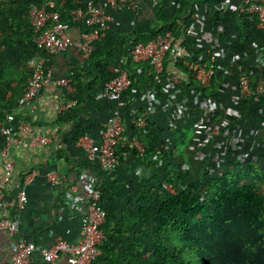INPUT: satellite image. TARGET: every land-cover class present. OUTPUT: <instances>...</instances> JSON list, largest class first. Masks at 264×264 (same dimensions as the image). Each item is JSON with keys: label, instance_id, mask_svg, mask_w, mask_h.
<instances>
[{"label": "trees", "instance_id": "16d2710c", "mask_svg": "<svg viewBox=\"0 0 264 264\" xmlns=\"http://www.w3.org/2000/svg\"><path fill=\"white\" fill-rule=\"evenodd\" d=\"M44 1L48 0H0V123L15 108L30 82L35 67L32 60L41 56L47 63L53 56L35 46L36 33L28 15L31 4ZM53 1L61 18L70 22V12L85 0ZM239 1L177 0L169 17L158 13L159 26L154 23L121 31L117 36L106 31L85 59L84 67L70 70L71 84L77 91L68 99L76 103L59 114L58 120L75 123L73 144L84 134L92 135L81 124L88 115L87 100L96 101L93 87L99 91L124 68L131 84L124 93L127 105L123 119L127 132L136 136L144 149L140 154L129 145L122 153L117 147L119 165L114 173H126L125 159L132 158L138 163L140 174H135L139 178L129 175L124 176V181L108 180L102 184L100 206L106 211L102 225L105 240L100 256L91 264H264V162L251 161L234 171L189 178L175 165V148L164 130H158L149 119L144 126L131 123L130 100L145 95L147 89L161 95L170 72L184 77L185 93L205 101L217 100L224 82L216 70L210 86L203 87L178 60H165L163 71L155 73L148 62L131 60L132 45L145 43L165 30L178 36L182 25L193 22L194 14L205 8L206 27L213 30L222 24V40L227 39L225 34L230 26L237 31L234 42L240 50L244 44L255 42L264 51L255 38L261 31L237 12ZM231 2L232 10L225 13V4ZM261 39L264 40V34ZM194 43L188 37L180 53L193 50L195 55L203 54L202 49L194 51ZM172 52L171 49L167 57ZM121 58L125 61L119 65V71L114 67ZM240 58L241 70L249 73L245 57ZM236 72L239 75L240 71ZM260 80H264V75L255 79ZM242 102L245 106L256 102L263 105L264 98L256 100L251 96ZM105 103L110 113L112 103ZM141 113L136 110L135 116Z\"/></svg>", "mask_w": 264, "mask_h": 264}, {"label": "built area", "instance_id": "2783aa9c", "mask_svg": "<svg viewBox=\"0 0 264 264\" xmlns=\"http://www.w3.org/2000/svg\"><path fill=\"white\" fill-rule=\"evenodd\" d=\"M145 1L147 0H85L70 12V22L84 26L76 39H73L69 32L72 24L61 18L60 13L54 9L53 0L40 4L33 3L28 10L30 23L36 33L33 42L37 48L51 55L75 48L81 57L88 58L94 50L95 43L104 36L114 20L113 14L129 8L135 9L139 2ZM237 12L254 22L256 27L264 28V0H241L237 6ZM195 30V22L183 24L178 36L165 30L145 43L139 42L132 45L129 56L134 62H148L152 70L158 74L163 71L165 60L181 61L203 87H209L217 70V51L219 50L214 49L216 42L212 44V49L207 48L201 55H195L193 50L184 54L180 53L184 45L183 41L191 37ZM171 49L173 52L167 57ZM201 49L194 47V51ZM32 63L35 64L32 78L17 100L18 106L31 105L35 99L40 97L43 86L52 77V69L46 66L43 57L34 58ZM242 65L239 64L237 70L240 71L238 75L239 97L243 100L253 96L259 100L264 96V80L252 81L249 73L241 70ZM70 75L71 73L57 79V83L68 92L72 87ZM130 84L128 72L121 70L102 85L99 90L100 98L112 103L113 106L109 120L99 129L97 141L94 135L84 134L75 142V146L84 152L85 158L89 162L97 163L106 173L112 172L119 165L117 147L120 145H130L140 154L144 151L136 136L130 134L127 136V123L123 119V110L127 105L124 93ZM75 103L74 99L67 100L55 105L54 111L56 114H61ZM135 112L136 110L131 109V123L136 126L146 125L147 117L143 113L135 116ZM14 121V114L7 113L0 123V135L3 140L0 150L3 158L0 173V212L4 205V192L11 181L14 170L11 151L18 147H30L36 143L47 144L49 142V138L41 133L40 128H36L33 139H21L13 126ZM47 177L53 184H62L65 180L64 177L57 176L54 171L48 172ZM70 189L73 191L75 186H71ZM101 193L102 185L98 184L91 186L89 192L84 195L85 202L80 213L82 226L76 242L69 243L57 237L51 247H39L31 241L19 239L16 252L9 264H31L33 254L36 252L40 253L44 261L48 263H54L60 258H64L67 264H91L95 261L101 254L100 247L105 240L102 225L105 222L106 211L100 206ZM17 198L19 207H23L27 201L24 189L19 191ZM75 202L77 203L73 195L68 197L69 206H74ZM0 229H5L11 234L16 230V224L8 218L0 217Z\"/></svg>", "mask_w": 264, "mask_h": 264}, {"label": "crops", "instance_id": "0c3cea01", "mask_svg": "<svg viewBox=\"0 0 264 264\" xmlns=\"http://www.w3.org/2000/svg\"><path fill=\"white\" fill-rule=\"evenodd\" d=\"M159 5L160 7H158ZM164 5L165 2L160 0H157V5L154 0L139 2L135 9L129 8L123 12L113 14L114 20L110 23L107 31L117 36L121 31L146 28L154 23L159 26L160 22L157 15L162 12L161 8ZM229 5L233 7L234 3L231 2ZM165 11L169 12L167 8H165ZM194 17H192L193 20ZM221 26L222 24L217 27V30H211L196 25V30L191 36V39L196 43V45L193 44V47L202 48L204 52L207 48L212 49V44L216 42L217 45L214 49H222L221 32L223 26L222 28ZM256 28L261 31L259 35L262 36L264 28ZM83 29L81 24H72L69 30L71 37L76 39ZM226 34L225 38H228ZM261 46L264 47V40ZM259 48L260 45L257 46L260 53L255 57L257 61L261 62L264 60V51L263 48ZM217 52V61L221 66L224 61L223 58L228 56L224 55L222 50ZM85 59L81 57L75 48H69L51 56L46 66L51 67L52 77L43 86L40 97L28 106H18L16 103L15 108L10 112L14 114L13 126L21 139H33L36 128H40L41 133L49 138V142L47 144L36 143L30 147H18L11 151L14 170L11 181L4 192V205L0 217L14 221L16 230L10 234L7 230L0 229V264L11 262L19 239L31 241L39 247H51L57 237H61L69 243L76 242L79 239L82 226L80 213L85 202L83 197L89 192L91 186L102 185L108 180L112 183L115 180L124 181V176L129 175L139 178L137 176L139 174L135 175L133 171L139 165L132 158L130 160L125 159L131 170L129 171L126 167L124 170L126 173L119 174L114 173V171L110 173L103 172L97 163L89 162L85 158L84 152L72 142V127L75 123L68 120L59 122L60 120H58L59 114L55 113L54 106L70 100L68 99L69 95L76 93L77 90L72 84L71 91H66L64 87L57 83V79L69 75L71 69L76 70L84 67ZM124 61L125 59L121 58L114 68L118 69ZM245 64L247 65L246 57ZM248 67L250 68V66ZM121 70L126 69L122 68ZM178 75L180 76V74ZM180 78L183 79L184 77L181 76ZM164 92L165 89L162 91L161 97ZM93 96L96 101L87 100L88 115L84 118L81 126L88 128L97 141L98 131L108 122L110 113L107 110L108 105L100 98L96 87H93ZM139 97L130 100V104H134V107L137 106ZM156 127L158 130L161 129L158 126ZM2 146L3 140L0 135V150ZM126 148L127 145H120L119 151L123 153ZM128 158H130L129 155ZM2 164L3 158L0 154V173L2 172ZM50 171H54L59 177H64V182L53 184L49 181L47 173ZM71 186H75L73 191L70 189ZM21 189L25 190L27 197L23 207H19L17 198ZM72 195L76 198L77 203L75 202L74 206H69L67 199ZM31 264L67 263L64 258H60L54 263L45 262L42 255L36 252L33 254Z\"/></svg>", "mask_w": 264, "mask_h": 264}, {"label": "rangeland", "instance_id": "374dc122", "mask_svg": "<svg viewBox=\"0 0 264 264\" xmlns=\"http://www.w3.org/2000/svg\"><path fill=\"white\" fill-rule=\"evenodd\" d=\"M160 1L165 2L161 8L163 15L170 16L177 0ZM154 2L157 5V0ZM225 5V13L232 10L229 4ZM206 11L202 8L194 14L193 22L197 26L207 28ZM226 35L228 38L221 39L223 48L219 51L228 57L223 58L221 66L217 61V72L224 81L217 100L205 101L190 92L185 93L184 80L171 73L162 97L147 89L145 95L138 98V105L131 106L132 110H141L147 119L167 133L170 145L175 148V165L189 178L234 171L251 161L257 164L264 161V104L244 105L239 97L240 83L236 74L242 64L240 57H246L250 66L248 75L255 81L264 75V60L257 61L255 56L260 50L255 42L244 44L240 50L234 42L237 31L229 26ZM255 38L263 43L261 35L256 34ZM126 166L130 171L129 165ZM134 170L135 174H140V169Z\"/></svg>", "mask_w": 264, "mask_h": 264}]
</instances>
